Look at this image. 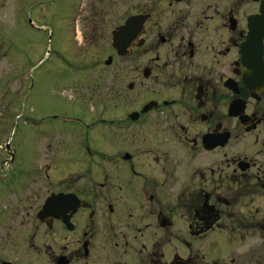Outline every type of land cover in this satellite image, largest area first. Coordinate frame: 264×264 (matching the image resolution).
Masks as SVG:
<instances>
[{
	"label": "flooded vegetation",
	"instance_id": "obj_1",
	"mask_svg": "<svg viewBox=\"0 0 264 264\" xmlns=\"http://www.w3.org/2000/svg\"><path fill=\"white\" fill-rule=\"evenodd\" d=\"M129 1V106L9 183L0 264H264V0Z\"/></svg>",
	"mask_w": 264,
	"mask_h": 264
},
{
	"label": "rangeland",
	"instance_id": "obj_2",
	"mask_svg": "<svg viewBox=\"0 0 264 264\" xmlns=\"http://www.w3.org/2000/svg\"><path fill=\"white\" fill-rule=\"evenodd\" d=\"M89 1L0 0V201L17 200L9 183L30 177L35 165L77 152L82 134L72 135L81 128L74 117L89 122L101 106L106 116L109 107L129 106L130 58L115 55L110 32L130 1L102 0L98 33L86 28Z\"/></svg>",
	"mask_w": 264,
	"mask_h": 264
},
{
	"label": "water",
	"instance_id": "obj_3",
	"mask_svg": "<svg viewBox=\"0 0 264 264\" xmlns=\"http://www.w3.org/2000/svg\"><path fill=\"white\" fill-rule=\"evenodd\" d=\"M140 22H141L140 18H138V22L136 23L135 17H129L122 25L116 27L111 32V40H112L111 45L119 55L126 56L128 54V48L130 47L131 42L139 34V30L138 29L136 30L134 27L137 24L140 25L141 24ZM110 62H111V57H108L105 60V64H110ZM50 200L52 199L49 198L48 201Z\"/></svg>",
	"mask_w": 264,
	"mask_h": 264
}]
</instances>
